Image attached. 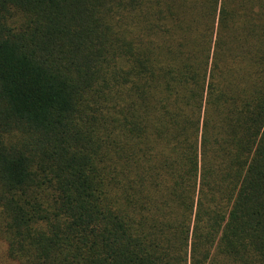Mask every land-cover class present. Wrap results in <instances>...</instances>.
I'll return each instance as SVG.
<instances>
[{"label":"trees","instance_id":"obj_1","mask_svg":"<svg viewBox=\"0 0 264 264\" xmlns=\"http://www.w3.org/2000/svg\"><path fill=\"white\" fill-rule=\"evenodd\" d=\"M0 240L264 264V0H0Z\"/></svg>","mask_w":264,"mask_h":264},{"label":"rangeland","instance_id":"obj_2","mask_svg":"<svg viewBox=\"0 0 264 264\" xmlns=\"http://www.w3.org/2000/svg\"><path fill=\"white\" fill-rule=\"evenodd\" d=\"M0 264H16L15 262L7 258L5 254V247L1 242H0Z\"/></svg>","mask_w":264,"mask_h":264}]
</instances>
